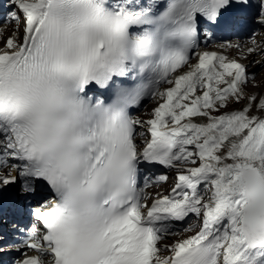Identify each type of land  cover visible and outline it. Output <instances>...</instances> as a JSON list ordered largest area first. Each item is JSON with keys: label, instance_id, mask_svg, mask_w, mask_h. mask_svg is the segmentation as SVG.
Returning <instances> with one entry per match:
<instances>
[{"label": "snow or ice", "instance_id": "1", "mask_svg": "<svg viewBox=\"0 0 264 264\" xmlns=\"http://www.w3.org/2000/svg\"><path fill=\"white\" fill-rule=\"evenodd\" d=\"M7 4L17 27L0 31V201L22 198L40 224L14 264H264V118L251 114L264 97L246 92L264 60L199 50L264 28V0ZM146 99L152 118L133 116ZM151 165L177 173L169 194H146L169 180L144 176ZM6 243L0 232V253Z\"/></svg>", "mask_w": 264, "mask_h": 264}, {"label": "rangeland", "instance_id": "2", "mask_svg": "<svg viewBox=\"0 0 264 264\" xmlns=\"http://www.w3.org/2000/svg\"><path fill=\"white\" fill-rule=\"evenodd\" d=\"M262 69H264V68H262ZM261 72V68L258 70V74ZM257 74V75H258ZM264 74V72H262L261 73V75H263ZM260 75V77L259 78H257L258 80H260V81H258V84L257 85H255V83H252V85H250L249 87H248V90L249 91H261V90H263L264 89V75L263 76H261ZM261 79H262V81L263 82H261ZM258 115H261V116H263L264 117V112H256ZM252 115H253V111H252V113H251Z\"/></svg>", "mask_w": 264, "mask_h": 264}, {"label": "bare ground", "instance_id": "3", "mask_svg": "<svg viewBox=\"0 0 264 264\" xmlns=\"http://www.w3.org/2000/svg\"><path fill=\"white\" fill-rule=\"evenodd\" d=\"M262 72H264V69H261V72L257 75V78L260 77V75H261ZM263 75H264V74H263ZM263 75H261V76H263ZM257 78H256V79H257Z\"/></svg>", "mask_w": 264, "mask_h": 264}]
</instances>
